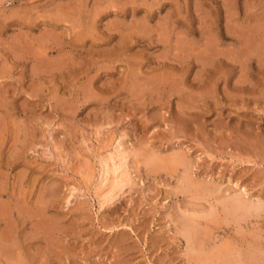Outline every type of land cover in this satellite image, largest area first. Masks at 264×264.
<instances>
[{
	"label": "rangeland",
	"instance_id": "obj_1",
	"mask_svg": "<svg viewBox=\"0 0 264 264\" xmlns=\"http://www.w3.org/2000/svg\"><path fill=\"white\" fill-rule=\"evenodd\" d=\"M238 190L264 203V0H0V264H200L191 219L207 253L264 264V209L216 202Z\"/></svg>",
	"mask_w": 264,
	"mask_h": 264
},
{
	"label": "bare ground",
	"instance_id": "obj_2",
	"mask_svg": "<svg viewBox=\"0 0 264 264\" xmlns=\"http://www.w3.org/2000/svg\"><path fill=\"white\" fill-rule=\"evenodd\" d=\"M212 52V51H211ZM124 152V151H123ZM159 154V153H158ZM157 157V156H156ZM173 157V156H172ZM127 156L125 155V154H116V153H112L109 157H107V159L102 163V171H101V181H102V185L104 184V187L106 186V188H107V190L104 192V194L101 196V202H100V207L102 208V207H104V205L105 204H107L108 202H110V201H112L114 198H115V194H116V191H118V189H120L121 187H123V181L124 180H122V175L120 176V171H121V169H123V167H124V164H123V160H124V163H125V161H127ZM154 159V158H153ZM156 160H158L159 161V159H156ZM156 160H155V164H154V166L157 164V165H159V163L158 162H156ZM174 161H176V159L174 160ZM173 161V162H174ZM177 162V161H176ZM257 162V161H256ZM153 163V162H152ZM178 163V162H177ZM183 164V163H182ZM126 165V164H125ZM133 165V164H132ZM156 165V166H157ZM182 166V165H181ZM127 172V171H126ZM126 172H122V174L123 175H127L126 174ZM100 175V174H99ZM111 176H113L114 178L113 179H111L110 177ZM192 177V176H191ZM187 178H188V176H187ZM183 182V181H182ZM181 182V183H182ZM203 182V181H202ZM184 184V187H183V190H186L187 192L189 191V192H191V188L193 187V189H197L198 188V186L196 185V184H194L193 183V181L191 182V180L188 178L187 180H186V182H184L183 183ZM200 184V183H199ZM209 184L210 183H208V186H209ZM213 184V183H212ZM122 185V186H121ZM196 185V186H195ZM201 185V184H200ZM199 185V186H200ZM203 185H205L206 186V184H203ZM202 185V187H201V191L203 192V196L205 195V197H207V198H205V199H211V198H213L212 196H215L214 197V199H218L219 197H217L218 195H216V194H218L217 193V191H218V189H219V191H221L222 190V187L220 186V188H219V186L217 187V185H215V186H213V185H211L210 184V187H214V189L216 188V190H212L213 188H209V187H204ZM223 185V184H222ZM236 186H238V184H236ZM103 188V187H102ZM227 189V188H226ZM96 190H98V189H96ZM122 190V189H121ZM200 189H198L197 190V192L199 191ZM228 190V192H229V189H227ZM185 191V192H186ZM223 191V190H222ZM231 191V190H230ZM239 191H240V193H239ZM97 192V191H96ZM195 192V191H194ZM196 192V193H197ZM224 192V191H223ZM223 192H222V194H223ZM243 191H241V190H238V192H236V194L235 193H233V195H231V196H227V197H224V198H220L221 200H223L224 199V201H220V200H216V202L218 203V204H220L221 205V207H222V210H223V212H224V216H226V218L227 219H232V221H233V219H236L235 221L236 222H239V221H243V222H246L247 221V219H249L248 217H251V218H253L252 217V215L253 214H255V213H258V212H262V210L264 209V203H262L261 201V203H255V201L253 202V201H251L250 199H246V197L247 196H245L244 194H245V192H246V190H244V192L242 193ZM199 193V192H198ZM201 193V192H200ZM199 193V194H200ZM216 193V194H215ZM238 193V194H237ZM99 194V193H98ZM215 194V195H214ZM229 194V193H228ZM235 194V195H234ZM249 194V193H248ZM197 195V194H196ZM195 195V196H196ZM201 195V194H200ZM227 195V194H226ZM221 196V195H220ZM200 198V197H199ZM100 199V198H99ZM98 199V200H99ZM201 199V198H200ZM202 199H204V198H202ZM204 199V200H205ZM3 200V199H2ZM111 203V202H110ZM109 203V204H110ZM216 204V203H215ZM217 207V206H216ZM215 207V208H216ZM16 208H17V206H16ZM38 209V208H37ZM40 209V208H39ZM44 209V208H43ZM217 209V208H216ZM7 207L4 205V204H0V214L2 215L1 217H6V215H7ZM12 210V209H11ZM46 210H47V208H46ZM108 210V209H107ZM213 210V209H212ZM27 211H29L28 209H27ZM34 211H36V210H34ZM188 211V210H187ZM215 211V210H214ZM20 212V211H19ZM32 212V211H31ZM42 212V211H41ZM40 211H36V213H34V217H45L46 215H44V213H41ZM189 212V211H188ZM264 212V211H263ZM262 212V213H263ZM24 214H25V212H23ZM30 213V212H29ZM187 213V212H186ZM190 213V212H189ZM196 215H197V213H195ZM213 214V213H212ZM211 214V215H212ZM9 215V214H8ZM11 215V214H10ZM29 215V214H28ZM44 215V216H43ZM184 215V214H183ZM200 215H202V214H199V216ZM216 215H217V213H216ZM167 216V215H166ZM203 216V215H202ZM218 216V215H217ZM196 217V216H195ZM240 217V218H239ZM8 218H10L11 219V217H9L8 216ZM27 218V217H26ZM30 218V217H29ZM32 218V217H31ZM198 218V217H197ZM200 218H201V216H200ZM205 218V217H204ZM237 218H239V219H237ZM41 219V218H40ZM187 219V218H186ZM202 219H203V217H202ZM1 220H5V219H2L1 218ZM183 220H184V218H183ZM188 220V219H187ZM192 221L191 222H188V221H186L187 222V224H186V226H184V231H182V229H183V227H182V229H181V234L183 235V237H185V239H186V241H187V244H189V246H188V253L190 254V256L193 258V259H195L198 263H200V264H216V263H219V262H221L222 264H227L228 262H229V264H234L233 262H232V259H233V257L234 256H236V250H234V249H225L226 251H219V250H217L216 252H214L213 250V254L211 255V254H209V253H207L206 252V248H205V245H206V240H204L201 236H197L198 235V233H199V229L198 228H194L193 229V227H195V225H198V226H200V223L199 222H196L194 219H191ZM206 220V219H205ZM226 220V219H225ZM238 220V221H237ZM250 220V219H249ZM61 221V220H60ZM211 222V221H210ZM8 223V222H7ZM6 223V224H7ZM58 223H60L59 221H58ZM195 223H197V224H195ZM230 223V222H229ZM195 224V225H194ZM202 224V223H201ZM61 224H57V221H52V220H47V219H45V218H42L40 221H39V223H37V230H38V232H40L39 230H43V233H45L46 234V243H48V246H54V245H56L55 243L57 242V240H56V238H58L57 237V234H56V231H58V229L59 228H61L62 226H60ZM182 225V224H181ZM9 226V225H8ZM58 226H59V228H58ZM185 227H186V229H185ZM8 228V227H7ZM7 228L5 229V230H3V232H1L2 233V236H8L7 234H9V235H11L12 234V232L10 231L9 232V230H7ZM56 228H57V230H56ZM206 228V227H205ZM191 229V230H190ZM207 229V228H206ZM8 233H7V232ZM60 231H63V230H59L58 232H60ZM57 232V233H58ZM198 232V233H197ZM41 234H42V232H40ZM39 233V234H40ZM62 232H60V234H61ZM36 234V233H35ZM40 234V235H41ZM44 234V235H45ZM56 234V235H55ZM200 234V233H199ZM43 236V235H42ZM62 236H63V233H62ZM206 236H207V234H206ZM36 237V236H35ZM38 237V236H37ZM55 237V238H54ZM60 237V236H59ZM201 237V238H200ZM258 237V236H257ZM11 239H12V236H11ZM61 239V238H60ZM63 239V238H62ZM8 240V239H7ZM35 240V239H34ZM3 241V240H2ZM15 241V240H14ZM32 241V240H31ZM48 241V242H47ZM54 241H55V243H54ZM59 241H62V240H59ZM118 241L120 242V240L118 239ZM122 241L123 242H126L124 239H122ZM5 242V241H4ZM6 242H8V241H6ZM63 242V241H62ZM61 242V243H62ZM118 242V243H119ZM60 243V244H61ZM58 244L59 243H57V245L56 246H58ZM120 244H121V242H120ZM119 245V244H118ZM56 246H54V250H55V247ZM120 246V245H119ZM225 246H227V245H225ZM51 247H48V248H50L49 249V251L51 250ZM233 247V246H232ZM57 249V248H56ZM206 249V250H205ZM16 250V249H15ZM48 250V249H47ZM216 250V249H215ZM224 250V249H223ZM64 251V249L61 251V252H63ZM66 251H69V252H72V251H70L69 250V248L68 249H66ZM52 252V251H51ZM54 252V251H53ZM61 252H59L61 255H59V253L57 252V250H56V254L55 255H57V257L59 256V258H60V256H62V253ZM66 253H68V252H66ZM210 256H212V257H210ZM54 255V254H53ZM54 255V256H55ZM66 255H68V254H66ZM70 256V255H69ZM241 257V256H240ZM249 257H251V256H249ZM55 258H56V256H55ZM253 259H254V257H253ZM34 260V259H33ZM240 260H241V258H240ZM245 261V260H244ZM232 262V263H231ZM239 262H241V261H239ZM22 264V263H21ZM28 264V263H27ZM236 264H238V262L236 263Z\"/></svg>",
	"mask_w": 264,
	"mask_h": 264
}]
</instances>
